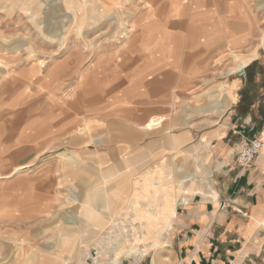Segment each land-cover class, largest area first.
I'll return each mask as SVG.
<instances>
[{
  "label": "rangeland",
  "instance_id": "1",
  "mask_svg": "<svg viewBox=\"0 0 264 264\" xmlns=\"http://www.w3.org/2000/svg\"><path fill=\"white\" fill-rule=\"evenodd\" d=\"M120 2L121 9L112 1L102 5L99 0H0V244L65 243L62 253L68 254L75 242L74 259L67 264H111L116 260L111 251L114 240L103 235L109 226L94 229L96 234L85 241L79 232L89 231L90 225L77 219L82 226L73 235L67 222L83 208L97 209L95 200L102 204L120 181L122 168L99 165L104 152L109 164L118 157H135L133 151H112L118 142L117 122H127L125 139L132 142L133 132L128 131H134L141 113L140 99L150 90L155 94L162 87L159 81L170 75L169 84L180 75L188 77L180 87L190 86L183 92L187 101L175 99L177 114L189 112L192 119L216 115V108L209 105L217 106L218 101L211 102L210 95L218 93L214 90H220L219 84L238 76L232 71L234 63L251 56L257 60L241 75L247 82L241 107L264 95V0ZM7 3L12 4L9 9ZM185 33L187 38L181 39ZM163 38L187 53L169 56L173 70L155 72V57L150 55L151 60L145 52L164 43ZM253 91L258 95H249ZM255 111L264 112V104L258 103ZM104 136L106 151L88 150ZM70 159L77 163L65 164ZM123 169L129 178L123 186L132 193L117 198L125 205L122 210L132 200L138 206L148 193L140 187L147 176L142 182L134 180L139 166L126 161ZM153 204L146 205V212L154 216L167 208ZM144 208L132 210L143 216ZM157 223L153 222L161 226ZM123 228L128 230L124 223ZM67 233L72 235L66 240ZM90 241L101 243L99 255L95 249L88 256L81 254ZM53 248L50 252L55 254ZM259 249L262 258H250L253 264H264V245L247 250ZM165 251L161 253L168 258L166 264H175L172 251ZM150 258L141 264H151ZM40 260L33 264H47ZM139 262L122 259L120 264Z\"/></svg>",
  "mask_w": 264,
  "mask_h": 264
},
{
  "label": "crops",
  "instance_id": "2",
  "mask_svg": "<svg viewBox=\"0 0 264 264\" xmlns=\"http://www.w3.org/2000/svg\"><path fill=\"white\" fill-rule=\"evenodd\" d=\"M187 34L180 36L181 39H186ZM163 41L164 43L151 46L145 52L149 58L150 55L155 57V72L173 70V62H168L169 56H173L177 51L181 54L187 53L186 48L176 49L167 39ZM256 60L255 57L246 68ZM147 70L142 69L141 72ZM237 75L219 84L220 90H214L218 93L210 95L211 102L218 99L219 109L222 112L217 111L216 115L209 117L204 114L195 119H192L189 112L177 114L174 108L175 99L188 100L183 92L190 86L179 85L187 81L188 77L179 75L180 80H176L172 85L169 84L172 75L169 80L168 77L164 82L160 80L159 85L162 87L155 94L152 90L149 91V95L146 92L139 101L141 113L135 118L134 131H128L133 132L132 142L127 143L125 139L127 122H117L118 142L112 144L116 145L113 146L112 151H133L134 156H141V159L118 157L113 160L114 164L112 162L109 164L110 158L107 157V152H104L98 162L101 166L122 168L119 171L122 174L120 181L113 187L115 190L103 197L102 204L99 200H95V208L104 206L109 211L125 206L117 199L119 195L127 198L132 193V188L127 189L124 186L117 188L120 183L124 184L126 181L127 175L123 169L126 161L129 166L140 167L139 175L134 179L137 182H142V178L161 167L165 168V174L171 173L173 176L176 167L186 173L195 174L193 186L197 187L198 191L190 199L177 194L175 217L169 228L172 257L176 260L181 258L186 264H253L254 260L250 258H258V261L262 258L260 256L262 249L248 253L247 250H252L254 247L258 249L264 245V151L248 169L236 162L235 153L244 144L245 139H262L264 112L255 111V108L258 103L264 104L262 100L264 95L263 92H259L261 97L249 100L245 108L241 107L243 90L247 82L245 77H241L238 73ZM262 85L264 86V83ZM253 94L258 95V92L253 91L249 95ZM161 117L159 127L147 129V124L152 118ZM88 138L87 136V140ZM106 141L107 137H100V140L95 142L96 147L88 150L93 152L99 148L98 150L106 151L109 147ZM205 141L209 144V152L211 151L208 162L210 175L202 178L197 169L200 170V167L203 168L206 164L204 147L201 149ZM195 150H202V155H191ZM118 155L120 156L121 153ZM74 162V159H70L65 164L73 165ZM190 167H193L192 171ZM73 199L72 195L71 200ZM105 199L109 201L106 203ZM81 217L78 215L73 219L76 223H78L77 219H80L82 224ZM72 222L73 220L70 219L67 222L68 226ZM77 229V226L70 227L68 232L78 231ZM150 256L152 254L143 258L139 264L145 259L148 260ZM151 261L152 258L150 263Z\"/></svg>",
  "mask_w": 264,
  "mask_h": 264
},
{
  "label": "bare ground",
  "instance_id": "3",
  "mask_svg": "<svg viewBox=\"0 0 264 264\" xmlns=\"http://www.w3.org/2000/svg\"><path fill=\"white\" fill-rule=\"evenodd\" d=\"M99 1L101 2L102 5H103L104 1L105 2L106 1H109V2L112 1L113 5L116 6L117 9H121V6L118 7L120 4H122L120 2V0H102V1L99 0ZM11 5L12 4L7 3L6 4L7 9H9V7ZM125 44H126V41H125ZM254 58H255V56H251V57H248L246 59H242L237 63H234V67H233L232 71H234L236 73L243 71L245 69L246 65L251 60H253ZM76 64H77V62H76ZM2 68H3V65L0 62V69H2ZM33 70H34V72L32 73V76L37 74L36 69H33ZM0 74H1V71H0ZM10 75H12V74H10ZM81 82H82V80H81ZM87 83H88V81H87ZM217 100L218 99H216L214 103H216ZM209 106L216 108L215 109L216 111L222 112V110L219 109L218 104H217V106H216V104L215 105L214 104L209 105ZM161 119H162V117L152 119L147 124V129L152 130V129L159 127L161 124ZM164 120H166V118H164ZM76 132H78V131H76ZM184 134H186V133H184ZM178 138H179V136H178ZM261 138H262V140H264V134L261 136ZM189 140L190 139H188V141ZM208 146H209V144L207 141H205V143L201 146V149L204 147V158H205L206 164L204 165L205 167H203V168L200 167V170L197 169V171H198V174L200 176H202V178H205L208 175H210L208 162L210 159V152L211 151L209 152ZM202 153H203L202 150H195V152L194 151L191 152V155L194 154V155L198 156L199 154L202 155ZM19 167H21V165ZM24 168H26V166H23L20 169H24ZM164 170H165V168L161 167V168H158L157 170L152 171L147 176V178L145 179L146 181L143 183V185H140L141 189H143V190L148 189L147 190V192H148L147 196H145L144 199H142V201H140L141 205L140 204H138V206L134 205L133 203H135V201L132 200L129 202V206L125 208L126 210L121 209L122 211L120 212V215H117V209H115V211L113 209H112L113 211H109V209L105 208L104 206L103 207L101 206L99 209H93V210L86 207V208H83L84 210L79 211L78 214L82 216L81 217L82 218V225H85V224L90 225L89 231H86L85 229L81 228V231L79 232V233H81V236H82L81 239L86 241L87 237L89 239V236L96 234L95 232H93L94 229L96 231V230L102 229L105 226H109V229L103 235L105 237H106V235H108V237H106V238H110V239L114 240L112 245H111V251L113 253H115L114 257L116 260L111 262V264H120L122 259H126V260H129L132 262L141 261L143 258H146V256L149 254H152V256H153L151 264H158V263L159 264H165L166 262H168L167 256L163 255V253H161V252L162 251L164 252L165 250L167 251V249L172 250V245L170 243L171 230L169 228H170V225H171L170 223H171L172 219L175 217V207H176V202H177L176 201L177 200V194L178 195L180 194V195H182V197L184 196L185 198H187L191 195V193H196L198 189H197V187L193 186L195 174L186 173V172H184L181 169L176 167L175 171H174V176H173V174L171 175V173L165 174ZM128 181H129V179H126L124 184L120 183L119 187H117V188H120L121 186L125 185ZM104 182H106V181H104ZM134 187H136V186H134ZM189 199H190V197H189ZM152 201L156 202L157 204H162V203L167 204V208H169V209H167L165 207L163 214L161 213V215H159V216L157 213H154L156 216H154L153 213L151 215L150 213L146 212V210H147L146 205L153 207L154 204ZM132 207L133 208L135 207L136 209L137 208L139 209L141 207H145L144 208V211L146 212L145 215L141 216V212H138V213L133 212ZM124 213H125V215L122 216ZM123 218H124V221L122 220ZM155 221H158L159 225H161V226L154 225L153 222H155ZM123 223L128 227V230H124ZM71 224L69 225V227H71V228H75V226L80 228L79 227L80 225L78 223H76L75 220H73V222ZM95 227H97V228H95ZM72 234L77 235L78 233H77V231H73ZM72 234L67 233L66 235H68V236H65V237H67L66 240ZM133 236H134V239L131 240V237H133ZM57 245L58 244H52V245L49 244V245H45V246L44 245L43 246H35V245L27 244V246L24 247L22 243H16V244L15 243H3L0 246V264H33L36 261H39L41 259V257L43 258L41 260L45 261V263H47V264H67V262L70 259H74L73 253L75 252V246H76L75 242H73L72 246L70 244V246L68 247L69 248L68 254L62 253L63 248L65 247V243H60L59 246H57ZM52 248L56 252L55 254L50 252V250ZM90 249H95L97 251V254L99 255L101 253V251L103 250V247L101 246V243H99V241H90L88 246L82 248L81 254L88 256L90 253L89 252ZM40 252H42V254H40ZM59 255H62V257H60ZM41 260H40V262H41ZM169 264H171V263H169Z\"/></svg>",
  "mask_w": 264,
  "mask_h": 264
},
{
  "label": "built area",
  "instance_id": "4",
  "mask_svg": "<svg viewBox=\"0 0 264 264\" xmlns=\"http://www.w3.org/2000/svg\"><path fill=\"white\" fill-rule=\"evenodd\" d=\"M264 151V142L260 138L254 140L245 139L244 144L236 151V162L248 169L259 154ZM175 264H186L183 259L179 258Z\"/></svg>",
  "mask_w": 264,
  "mask_h": 264
},
{
  "label": "water",
  "instance_id": "5",
  "mask_svg": "<svg viewBox=\"0 0 264 264\" xmlns=\"http://www.w3.org/2000/svg\"><path fill=\"white\" fill-rule=\"evenodd\" d=\"M243 71L242 72H238V74L242 75Z\"/></svg>",
  "mask_w": 264,
  "mask_h": 264
}]
</instances>
